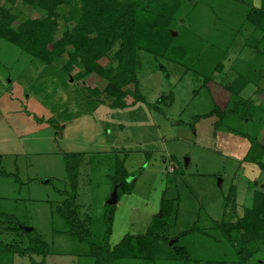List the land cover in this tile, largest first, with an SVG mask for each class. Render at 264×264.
<instances>
[{"label":"rangeland","instance_id":"374dc122","mask_svg":"<svg viewBox=\"0 0 264 264\" xmlns=\"http://www.w3.org/2000/svg\"><path fill=\"white\" fill-rule=\"evenodd\" d=\"M185 1L168 29L173 48L168 54L141 53V101L128 96L124 107H111L110 98L84 90L83 85L104 86L95 74L70 81L60 69L65 55L47 66L0 43V213L33 228L48 249L44 256L4 253L0 264H91L83 255L87 246L64 232L55 212L69 187L65 162L76 163L82 155L75 203L91 217L97 236L103 235L104 215L110 212L114 162L124 160L132 186L117 192L110 204L109 243L126 233H143L165 199L171 206L164 220L171 237L167 245L184 247L187 254L175 259L154 252L148 263L115 264H236L233 247L217 237V224L231 185L240 216L253 181L264 183V173L242 161L246 135L254 136L264 121L256 107L264 94L256 95L251 87L264 86L263 33L244 18L247 0ZM11 10L18 13L22 7L17 2ZM23 13L40 16L35 10ZM246 38L251 42L245 48ZM238 73L248 78L240 97L255 105L253 119L229 116L216 125L219 118L212 110L236 99L224 84ZM183 231L184 237L175 238ZM256 257L264 260V241Z\"/></svg>","mask_w":264,"mask_h":264},{"label":"trees","instance_id":"16d2710c","mask_svg":"<svg viewBox=\"0 0 264 264\" xmlns=\"http://www.w3.org/2000/svg\"><path fill=\"white\" fill-rule=\"evenodd\" d=\"M222 1L217 0L218 3ZM17 2L22 10L13 13L11 9ZM185 3V0H0V43H8L47 66L65 55L66 61L60 69L71 81L95 74L105 81L104 86L83 85L84 90L110 98L111 107H124L128 96L141 101L137 74L141 53L162 50L168 54L174 40L168 29L174 27V19ZM31 10L38 11L40 16L31 18L23 13ZM244 18L253 28L261 30L264 39V0H260L259 6L247 8ZM250 42L249 38L245 39V48ZM103 59L105 63H102ZM128 85H132L131 91ZM247 85L248 78L240 73L234 81L224 84L230 97L235 95L236 99L230 100L225 109L212 110L219 118L216 125L229 116L247 120L252 117L255 105L240 97ZM251 87L256 95L264 94V86ZM263 102L256 105L262 113ZM246 137L249 144L242 161L264 173V121L254 136ZM82 156L76 163L65 162L69 187L63 194L65 197L55 205V212L62 220L64 232L87 246L83 255L91 259V264H115L130 259L148 263L154 252L165 253L168 258H185L184 247L167 245L171 237L165 233L168 224L164 220L170 216L171 206L165 199L161 201L160 215L153 217L143 233H126L114 245L109 243L112 206L107 203L110 212L104 215L105 230L102 236H97L90 226L91 217L81 213L75 203ZM113 169L111 182L117 186L119 195L129 192L132 183L127 181L130 175L124 160H115ZM252 184L255 187L249 205L243 206L240 216L235 213L236 186L229 187L217 224V237L233 247L236 264H264V260L256 257L264 241V183L254 180ZM27 228L19 226L12 214L0 213V235L11 236L8 241L0 239V255L44 256L47 243L35 235L33 228ZM185 235L186 231H183L175 238Z\"/></svg>","mask_w":264,"mask_h":264},{"label":"water","instance_id":"95a60500","mask_svg":"<svg viewBox=\"0 0 264 264\" xmlns=\"http://www.w3.org/2000/svg\"><path fill=\"white\" fill-rule=\"evenodd\" d=\"M175 34H176V32H174L173 35H175ZM71 80L72 79L70 78V81ZM116 193H117V186L115 185L113 190H112V192H111V194H110L109 199L107 200L108 204H114L115 203V201H116ZM27 229H29V228H27Z\"/></svg>","mask_w":264,"mask_h":264},{"label":"flooded vegetation","instance_id":"af4514ba","mask_svg":"<svg viewBox=\"0 0 264 264\" xmlns=\"http://www.w3.org/2000/svg\"><path fill=\"white\" fill-rule=\"evenodd\" d=\"M226 1H229V0H226ZM238 1H241V0H238ZM247 1H249V6L251 7V6H259V4H260V0H258V1H254V0H247Z\"/></svg>","mask_w":264,"mask_h":264},{"label":"crops","instance_id":"0c3cea01","mask_svg":"<svg viewBox=\"0 0 264 264\" xmlns=\"http://www.w3.org/2000/svg\"><path fill=\"white\" fill-rule=\"evenodd\" d=\"M83 84H84V82H83Z\"/></svg>","mask_w":264,"mask_h":264}]
</instances>
